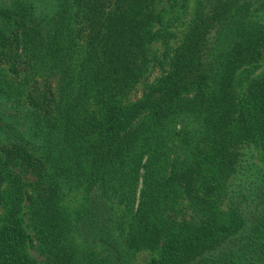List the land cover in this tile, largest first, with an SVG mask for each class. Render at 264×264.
Wrapping results in <instances>:
<instances>
[{"label":"trees","instance_id":"obj_1","mask_svg":"<svg viewBox=\"0 0 264 264\" xmlns=\"http://www.w3.org/2000/svg\"><path fill=\"white\" fill-rule=\"evenodd\" d=\"M190 2L0 0V264H264V0Z\"/></svg>","mask_w":264,"mask_h":264},{"label":"rangeland","instance_id":"obj_2","mask_svg":"<svg viewBox=\"0 0 264 264\" xmlns=\"http://www.w3.org/2000/svg\"><path fill=\"white\" fill-rule=\"evenodd\" d=\"M177 3L174 4L176 5V9L178 8V10H181V5L183 4L184 0H176ZM190 2V0H189ZM191 4V2H190ZM161 58V51L160 48L156 45L152 46L150 49V59H151V65L148 71V74L146 75L145 78L142 79V81L138 84V86L136 87V91L134 93H132L128 100L129 101H134L135 99H137L140 96L141 93V88L143 87L144 84L146 83H151L152 81H154L155 78H157L160 75V70L159 67L157 65V59ZM259 73H263L264 74V61L261 64L260 69L258 70ZM28 218V217H26ZM27 233L32 237V232L30 230H27ZM30 254L31 256L37 260V262L39 263V261H41V258L39 257V251L37 250V246L35 243L30 245ZM149 256L148 254L142 253L140 255V260L143 262H146L149 260Z\"/></svg>","mask_w":264,"mask_h":264}]
</instances>
